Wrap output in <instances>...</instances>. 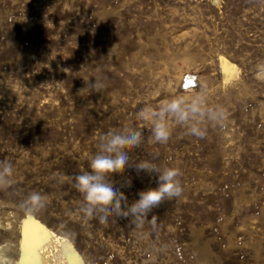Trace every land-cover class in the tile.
<instances>
[{"label":"rangeland","instance_id":"rangeland-1","mask_svg":"<svg viewBox=\"0 0 264 264\" xmlns=\"http://www.w3.org/2000/svg\"><path fill=\"white\" fill-rule=\"evenodd\" d=\"M262 61L264 0H0V160L13 163L16 189L0 192V241L14 253L30 215L80 264H264ZM95 79L104 91L86 88ZM201 88L224 126L199 139L173 124L156 143L139 109ZM134 128L145 141L129 156L179 167L182 196L152 210L155 225L85 219L72 177L90 170L103 134ZM111 179L129 203L157 187L132 168ZM31 191L48 198L38 214L19 207Z\"/></svg>","mask_w":264,"mask_h":264},{"label":"clouds","instance_id":"clouds-1","mask_svg":"<svg viewBox=\"0 0 264 264\" xmlns=\"http://www.w3.org/2000/svg\"><path fill=\"white\" fill-rule=\"evenodd\" d=\"M256 72L258 78L264 79V61L257 64ZM86 88L101 92L105 90V85L97 79L94 82L86 80ZM188 91L192 92L191 89ZM136 116L151 124L152 139L158 144L169 141L173 124L186 128L187 134L203 139L208 131L207 125L222 128L226 120L223 107L207 103L206 90L203 88L191 95H170L154 107L145 105ZM143 129H110L99 139L98 151L90 159V170H81L72 177V187L82 196L78 211L85 219L107 225L123 217L128 218L134 227H142L145 223L155 225V215L149 219L152 210L165 200H177L182 196L184 185L179 167L159 166L154 162L155 157L150 154L144 159L129 156V152L141 148L145 141ZM127 168H132L137 174H156L157 187L139 191L138 199L129 203L125 193L111 179L112 174H123ZM13 176V163L0 160V192H15ZM130 186V179L121 185ZM47 203L45 195L39 191H31L20 201L19 207L26 213L38 214L46 208ZM0 264H12L7 249L2 247Z\"/></svg>","mask_w":264,"mask_h":264},{"label":"bare ground","instance_id":"bare-ground-1","mask_svg":"<svg viewBox=\"0 0 264 264\" xmlns=\"http://www.w3.org/2000/svg\"><path fill=\"white\" fill-rule=\"evenodd\" d=\"M220 63L224 77H230L235 65L224 57H220ZM0 247L7 249L12 264H80L78 254L63 235L56 234L30 215L19 222L14 253L5 240L0 241Z\"/></svg>","mask_w":264,"mask_h":264}]
</instances>
